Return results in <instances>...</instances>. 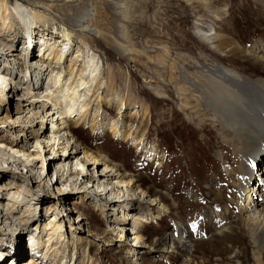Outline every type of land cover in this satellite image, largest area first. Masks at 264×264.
<instances>
[{"label": "rangeland", "instance_id": "rangeland-1", "mask_svg": "<svg viewBox=\"0 0 264 264\" xmlns=\"http://www.w3.org/2000/svg\"><path fill=\"white\" fill-rule=\"evenodd\" d=\"M12 2L7 0L8 7ZM22 2L46 15L35 27L52 34L53 51L56 54L61 49L60 69H73L71 78L78 76L87 53L98 60L100 76L94 80L98 85L92 96V91L88 93L85 111L78 109L65 120L69 101L58 91V68L44 75L47 90L43 95L58 100V112L62 114L52 116L58 123L55 128L65 120L71 126L69 138L79 144L80 151L96 154L108 162L106 171L114 175L119 172L122 177L116 184L103 181L109 191V206L103 209L94 199L105 196L100 195L94 181L86 184L87 188L80 184V166L73 169V174L67 169L60 171L64 178L70 173V178H66L68 185L59 189L52 186L55 175L50 185L39 182L48 166V160L41 156L33 158L36 175L32 181L25 169H15L0 158V216L2 207H10L14 214L26 218L27 198L19 202L23 194L28 198L39 195L46 201V207L37 205L35 219L27 229L23 221L0 225V242L18 237L23 230L20 255L10 251L0 264H28L29 260L40 264H256V249L248 234L240 232L241 222L236 221L242 217L239 209L243 197L233 182L226 180L237 155L233 156L229 144V150L223 149L225 137L211 121L206 106L202 103L196 114L183 99L190 96L185 78L195 83L204 80L206 72L200 66L214 63L215 57L222 58L217 62L223 67L241 73L245 69L244 73L252 78L264 77V63L249 57L264 48V0H57L48 9L41 3ZM83 4L93 6L94 27L100 30V36L79 35L71 26L68 16ZM11 23L9 29L3 26L0 43L11 34L12 46L0 48V58L2 66L15 71L17 80L23 83L21 87L26 88L31 72L27 60L47 47L26 49L24 27L15 18ZM65 28L70 31L71 41L62 45L60 33ZM199 28L210 29L217 42L234 39L233 46L242 50L230 55L226 44L224 49H215L211 41L200 37ZM13 50L21 56L12 55ZM2 93L6 95L0 100V120L9 118L5 123L9 121L10 127L0 123V141H21V124L27 121V110L18 104L19 95L8 90ZM96 95L101 101L97 102ZM50 120L38 132L51 127ZM39 125L36 120L30 127ZM55 144V150L63 152V146ZM258 154L264 162V147ZM53 170L52 166L51 175ZM254 185L252 181L250 186ZM57 196L63 197L64 205H56ZM113 219L120 220L115 230L109 226ZM57 222H61L60 227L53 226ZM220 230L231 239L224 240ZM236 232L241 239L238 243L232 242ZM37 234L40 246L33 243Z\"/></svg>", "mask_w": 264, "mask_h": 264}, {"label": "bare ground", "instance_id": "bare-ground-1", "mask_svg": "<svg viewBox=\"0 0 264 264\" xmlns=\"http://www.w3.org/2000/svg\"><path fill=\"white\" fill-rule=\"evenodd\" d=\"M22 1L24 0H13V2L8 7L7 0H0V6L2 9L0 15L1 16L0 19L2 20V24H1L2 26H0V36H1V32H3L5 29V27L3 26L6 25L8 29L11 28L12 19L15 18L17 21H19L22 24V26L25 29L27 36L25 42L26 44L25 43L24 44L26 45L25 46L26 49L30 48L32 51H34L36 46H39V48H41V46L43 47L45 46L47 48L45 50L43 49L44 51H42V53H39V55L35 57L33 56V58H31L30 60L29 59L27 60L31 72H29V79H28L29 81L27 84L28 87L26 88L21 87V84L23 83L22 81L20 82V79L17 80L19 77H17L15 71H12L2 66L3 59L0 58V100H2L3 96L6 95V93H2V91L8 90L9 92H14L15 95H19L17 96V98L19 99V101H17L18 104L23 105L25 107V110H27L26 111L27 121L26 123L21 122L23 123L21 124V134H22L21 141L12 142L8 144V142L4 143V141L1 140L0 146H4V148L0 147V158L6 164L12 165L13 168L15 169H19L21 171L25 169V171L27 172L28 180L32 181L34 180V175H36L32 167L33 158L41 156L42 158L45 159V161L48 160L47 161L48 166H47L46 175H44V177H42L39 182L43 181L42 183L44 185H48L50 180L52 181L55 175V179L53 181L52 186L53 188L55 186V188H59V189H61V187L68 185L67 183L68 180L66 178H70L69 175L70 173H72L73 169L76 168V166H80L82 169L79 175L81 177V179L79 180L80 184L83 185L82 186L83 188H87L86 184H89L90 182L94 181L93 182L94 186L100 189V195L103 194L105 196V199L97 198L94 200L101 208L106 209V207L109 206V204L106 201L107 200L106 195H108L109 191L106 190V186L103 183V181L105 180L107 182L109 181V182L119 183L122 174L117 172L116 175H114L106 171L105 169L108 167V164L106 163L108 162H106L104 159L99 158V156H97L96 154L95 155H93L92 153L87 154L86 151L83 152L82 150L80 151V149L82 148L79 146V144L73 142L74 140L72 141V139L69 138L71 136L70 124L69 123L65 124L66 122L65 120H69L70 118L69 116H72L76 110L79 109L80 110L79 112H82L85 111V109H87L86 107L89 104L88 103L89 97H87V95L88 93H90V91H92L90 94L92 96L94 94V90L96 91L95 88L98 85L96 82H94V80H96L97 78V75H99L98 73L100 70L98 60L95 58L94 55H92L93 53L92 54L87 53L85 55L86 58L83 63V67L79 71L78 76L76 78H71L72 76L71 72L73 71V69L71 71H66V70L62 71V69H60L61 68L60 57L62 56V54L60 53L61 49H58L56 54L53 51V46L51 45L52 43H50V40L52 39V34L46 33L39 28L36 29L35 27L37 21H39V19L44 18L46 15H44L41 12V10L40 11L34 10V8L28 7ZM27 1H32L33 3L35 2L34 4L36 5H38V3H41L39 4L41 7L43 8L45 7L48 9L51 6L50 4L57 0H27ZM95 14L96 13L93 6H88L83 4L82 6L77 8V10L73 15L68 16L70 19L69 22L71 23V26H73L77 30L79 35L91 34L93 36H100L101 34L100 30L94 27ZM11 15H13V18L11 17L10 19L9 16ZM198 32L203 40L211 41V43L214 44L213 47L215 49L220 50L229 46L227 53H229L230 55L238 53L240 52V50H242L240 46L237 45L233 46L232 41L234 39L232 38L231 40L229 38H222V40H219L217 42L216 41L217 37L214 36L213 33H210V29L208 28L206 29L199 28ZM10 36L11 34L7 36L6 39L7 41L3 39L5 43H0V48L9 49L12 46V43H10L9 41H11L13 38H10ZM37 36L41 37L42 39L41 40L36 39ZM60 37L62 38V40L60 41L62 45H64L65 43L69 44L71 41L70 31L67 30V28H65L60 33ZM0 41H2L1 37H0ZM38 41H39V45H38ZM18 52L16 53V51H14L12 52V55H15L16 57L21 56V53ZM258 52H259L258 55L256 56L249 55V57L252 61L263 64L264 48L260 49ZM79 53L80 51L77 52L78 55ZM52 57L54 58L53 61H51ZM218 60H222V58L215 57L214 63L203 64L202 66H200L201 69L204 70L203 73L206 72L204 80L195 83L193 82L194 79H190L188 77L185 78V81L189 82V87L187 89L190 90L189 91L190 96L189 97L185 96L183 99L184 100L183 103L185 106L191 105V108L195 110L196 114L200 112L198 107H200L203 103L206 106V112H209V114H211L209 116L211 117L210 118L211 121L215 122V124L218 126L220 135H223L225 137L224 139H222V141L224 142L222 144L223 149L226 148L225 150L227 151L229 150L228 147L229 145L233 146L232 148L234 151L232 149L230 150L231 152H233V156L235 154V156L237 155V157L234 158L233 167L230 169V172L228 173V177L226 178V180H231L234 184V187L238 188L237 192L240 194V197H243V203L241 204L239 209V213L241 214L242 217H240L236 221L241 222V225L239 226L240 232L244 231L248 234L250 242L254 245L256 249L257 255L254 259L256 264H263L264 262L262 261L264 259V162H261L262 160L258 158L259 157L258 153L259 150L260 149L262 150V147H264V77L252 78L244 73V71H246L245 69H243L242 73L239 71L231 70L232 68L228 69L227 67H223L220 63H218L217 62ZM55 68L59 69V70L57 69V71L55 72L57 77L56 82H58L59 84L61 83L59 85V87L61 88L58 91L62 95L67 96L69 101L68 103L69 106L66 107L67 109L66 111H64V113L66 114L64 117L66 118L64 121H61L56 128L55 126L58 123L57 121L54 122L53 120L54 118L52 119V116L57 114L59 117L62 114V112L61 113L58 112L57 99L55 100L53 99L54 97L48 96L47 94L43 95V93L46 92L47 89L44 88L45 85L43 83L44 81L42 80L44 79V75L46 76L48 72L54 73ZM47 70L49 71L47 72ZM181 84H183V82H181ZM18 91L19 93L21 91V93L19 94ZM31 92L33 93L32 95H30L28 98H23V95H26ZM34 96L35 98H33ZM44 96L46 99L43 98ZM96 98H97V102L99 100L101 101V99H99V95H96ZM82 116L83 114H81L80 117L77 116L75 120H78V118H81ZM49 118H51L50 121L52 122V126L47 128V130L45 129L46 131L38 132V129L42 128V126L47 123ZM7 119L9 118H4L3 120H0V123L2 124L5 123ZM62 119L63 118L61 117V120ZM200 119L202 120L201 117ZM36 120L39 121L40 125L35 129H31L30 124ZM6 126L10 127L9 121L6 124ZM114 132L120 134V131L117 129H115ZM124 133L125 131H123V134ZM55 143H57L58 146L60 145L63 146V147L61 146L63 152L58 153L57 149L55 150L54 147V145L56 146ZM79 152H82V155L78 156ZM225 156L226 155L223 154V158ZM74 157L75 159L72 160V158ZM52 166L54 170L51 175L49 171L52 168ZM102 166H104L105 168H100ZM62 169L63 170L67 169L70 171V173L68 174L69 177L67 176L66 178H64L60 174V171ZM90 171H93L94 173L92 176L89 175ZM256 171L258 172L257 176L255 175ZM50 177L52 178L50 179ZM88 177H93L94 180L88 179ZM114 179H116V181H112ZM35 180L38 181L37 179ZM85 181H87L88 183H86ZM252 181H255L254 186H250V183ZM25 190L28 191L29 189H24V191ZM10 196L14 197V195H10ZM26 198L27 200H25V202L27 201L26 204H28L27 213H26L27 216H25L26 218L19 217L20 214H14L13 208L10 209V207L9 208L2 207L3 212L1 213L0 216L1 226L5 224L7 226H13L15 222L21 223L23 221L24 229H27L28 226L30 227L31 222L35 219L36 212L38 211L37 205L39 204L40 207L42 206L46 207V201L42 200L43 198L40 199L39 195H37V197L30 196V198H28L23 194V196H21V198L19 199V202H22ZM17 199L18 198H14L15 202L18 201ZM62 202H63V197L57 196L56 205L57 204L64 205ZM0 205L3 204L0 203ZM32 206L33 209L30 210ZM56 209H58V207ZM119 222L120 220L116 221L115 219H113V221L109 223L110 228L115 230L116 225H118ZM55 225L56 227H60L61 222L60 223L57 222L56 224L53 223V226ZM0 228H1L0 230H2V227ZM49 228L51 227L49 226ZM228 228H230V226ZM40 231L41 230H39L38 233H40ZM22 233L23 230L21 229V231H19V234L17 233L18 237L2 240L0 242V247H3L4 249L7 248L6 250L9 253L11 251L12 255L14 254V256H19L20 253L22 252V248L20 246V241H19V239L22 236ZM218 233L219 235L221 234L225 238L224 240L229 241V239H231V236L223 235V230H220ZM233 237L235 238V240L232 242L238 243L239 241H241L238 232H236ZM136 238L137 237H135V239ZM34 241H35L33 242L34 244L37 243L36 245L40 246V242H38L39 241L38 234H37V239ZM25 246L27 247V244H25ZM31 247L33 248V245H31ZM4 249L0 250V257L4 255L3 259L7 257V255L4 253V251L6 250ZM36 257L43 260L42 257L41 258L38 256ZM12 264H17V263L13 262ZM28 264H40V263L37 262L35 263L34 261L29 260Z\"/></svg>", "mask_w": 264, "mask_h": 264}, {"label": "trees", "instance_id": "trees-1", "mask_svg": "<svg viewBox=\"0 0 264 264\" xmlns=\"http://www.w3.org/2000/svg\"><path fill=\"white\" fill-rule=\"evenodd\" d=\"M4 250H6V249H4ZM6 251H7V250H6ZM4 253H5V251H4ZM5 254H7V256H8L9 252L7 251V253H5Z\"/></svg>", "mask_w": 264, "mask_h": 264}]
</instances>
